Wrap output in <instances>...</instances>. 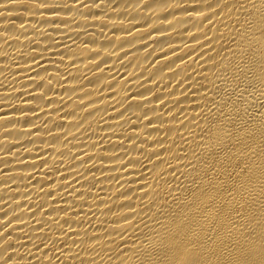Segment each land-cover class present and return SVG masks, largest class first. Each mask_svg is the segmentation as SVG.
Masks as SVG:
<instances>
[{
  "label": "bare ground",
  "instance_id": "bare-ground-1",
  "mask_svg": "<svg viewBox=\"0 0 264 264\" xmlns=\"http://www.w3.org/2000/svg\"><path fill=\"white\" fill-rule=\"evenodd\" d=\"M0 264H264V0H0Z\"/></svg>",
  "mask_w": 264,
  "mask_h": 264
}]
</instances>
